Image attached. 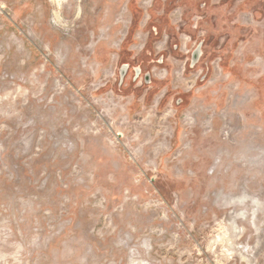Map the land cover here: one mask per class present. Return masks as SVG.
Listing matches in <instances>:
<instances>
[{"label": "rangeland", "instance_id": "obj_1", "mask_svg": "<svg viewBox=\"0 0 264 264\" xmlns=\"http://www.w3.org/2000/svg\"><path fill=\"white\" fill-rule=\"evenodd\" d=\"M235 1L226 27L198 0H0V264H264V0Z\"/></svg>", "mask_w": 264, "mask_h": 264}, {"label": "flooded vegetation", "instance_id": "obj_2", "mask_svg": "<svg viewBox=\"0 0 264 264\" xmlns=\"http://www.w3.org/2000/svg\"><path fill=\"white\" fill-rule=\"evenodd\" d=\"M232 2L233 0H217V2L213 1V0H198V2L196 4H192L194 9L198 10L200 13L199 15H196L197 12H194L193 8H189V12H188V16L189 18L192 16L191 18V23L195 26H199L200 24L202 25H207V24H214L217 26L220 25H227L226 27H229L230 25L235 27L236 26V22L234 21L233 23L230 22V20L228 19V16L231 15L233 12H231L232 10H230L229 12L227 11V9H229L232 6ZM215 4H217L215 6ZM167 7L168 9L171 8V1L167 2ZM211 5H214V7H211ZM221 5H226L223 8V12L220 11L218 9L219 6ZM213 8H214V12H213ZM168 12V10H167ZM223 13V16L222 14ZM194 17V18H193ZM253 18V17H252ZM189 21V19H188ZM171 23V22H170ZM229 25V26H228ZM219 36H225L224 40L222 41V45L220 47V51L218 52V63L223 64V70L224 68L226 69V67H228V69L230 70V62H231V55L233 53L234 50V46L235 43L237 41V35L235 34H229L227 32H225L224 34H219ZM204 39H200L198 41V45L195 43V46L189 51L190 53H192L193 51L195 52L198 49V52L200 53V57L203 56V51L202 48H204V43H203ZM230 44L229 49L226 51L224 50V48L226 49L227 44ZM174 48H177V45L173 46ZM193 52V53H194ZM193 59V58H192ZM200 60V59H199ZM160 63H162V57H160ZM210 61L208 60V62H205V64L202 65V71L200 72V76H199V81L203 82L206 81L207 79V74L208 71L210 70ZM139 71V69L137 70ZM231 72V71H230ZM140 73V71L137 73V75ZM149 79V77H148ZM261 90L263 93V98H264V80H262L261 82ZM178 103H182V98L178 97L175 100Z\"/></svg>", "mask_w": 264, "mask_h": 264}, {"label": "crops", "instance_id": "obj_3", "mask_svg": "<svg viewBox=\"0 0 264 264\" xmlns=\"http://www.w3.org/2000/svg\"><path fill=\"white\" fill-rule=\"evenodd\" d=\"M248 0H237V1H235L236 2V7H240L243 3H246ZM252 1V0H251ZM258 2H259V0H257ZM252 3H253V1H252ZM252 3H251V15H252V17L253 18H255V19H264V1H261V2H259V4H260V8H255L254 9V5H252ZM236 9V8H235ZM237 42H240L241 44H242V40H239V38L237 39V41H236V43ZM263 42V41H262ZM241 47V46H240ZM247 52H246V55L248 56V55H254L253 53L254 52H250V51H248V50H246ZM239 52L240 51H238V49L237 50H233V53H232V55H231V62H230V67H231V71L233 72V71H235V69H236V67L240 64L239 63V60H238V57L236 56L237 54H239ZM245 55V56H246ZM233 58H235L234 60H233ZM241 58H243L244 59V55L241 57ZM240 58V59H241ZM244 63H245V65H248V62H245L244 61ZM262 91V90H261Z\"/></svg>", "mask_w": 264, "mask_h": 264}, {"label": "water", "instance_id": "obj_4", "mask_svg": "<svg viewBox=\"0 0 264 264\" xmlns=\"http://www.w3.org/2000/svg\"><path fill=\"white\" fill-rule=\"evenodd\" d=\"M199 57V52L198 49L192 54V64L194 65V63L198 60Z\"/></svg>", "mask_w": 264, "mask_h": 264}, {"label": "bare ground", "instance_id": "obj_5", "mask_svg": "<svg viewBox=\"0 0 264 264\" xmlns=\"http://www.w3.org/2000/svg\"><path fill=\"white\" fill-rule=\"evenodd\" d=\"M60 2V1H59ZM60 6V5H59ZM55 13V12H54ZM58 15H59V12H58ZM233 224V223H232Z\"/></svg>", "mask_w": 264, "mask_h": 264}]
</instances>
